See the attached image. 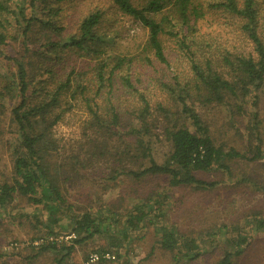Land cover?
<instances>
[{"label":"trees","instance_id":"1","mask_svg":"<svg viewBox=\"0 0 264 264\" xmlns=\"http://www.w3.org/2000/svg\"><path fill=\"white\" fill-rule=\"evenodd\" d=\"M112 2L144 38L117 41L101 7L68 28L58 15L72 0H0V144L11 157L0 176V216L34 230L28 253L13 248L0 259L74 264L77 247L97 239L92 252L116 256L101 264L127 263L134 247H145L139 264L193 263L214 231L190 235L171 222L173 191L210 190L219 181L200 174L211 172L264 190L258 175L238 179L234 168L264 169V0ZM232 30L243 40L231 43ZM211 107L245 125L243 144L217 141L205 119ZM75 118L78 135L60 136L57 127ZM160 142L169 149L163 161ZM84 182L124 191L106 202L73 190ZM248 220V229L229 230L215 264H237L251 234L264 231L259 212Z\"/></svg>","mask_w":264,"mask_h":264},{"label":"rangeland","instance_id":"2","mask_svg":"<svg viewBox=\"0 0 264 264\" xmlns=\"http://www.w3.org/2000/svg\"><path fill=\"white\" fill-rule=\"evenodd\" d=\"M72 1L73 3L66 4L58 15L59 23L67 25L68 28H72L75 25V19L73 20L74 17L81 15L89 9L101 7L106 11L109 17L108 20L111 23L107 22V27L111 26L110 28H115L117 30L119 35L117 41L123 44L125 38L145 37V32L139 23L117 12L112 0ZM212 17L214 19L217 16L214 15L211 16V18ZM218 28L219 25L217 29ZM238 33L237 30H232L230 34L231 43L236 44L238 40H243L237 37V35L239 36ZM224 37H226V34ZM252 111H254V109H252ZM259 112L262 119V126L264 127V100L260 103ZM205 119L209 123L214 137L218 142L228 138L241 144L244 143L243 141L247 134L246 127L243 124L239 125L235 121L231 123L229 111L226 107H211L206 113ZM78 125L79 122L76 118L69 122V124L62 123L57 127L58 134L63 137H76L79 131ZM168 151V145L165 142H160L155 149L156 159L158 161H163ZM10 166L11 157L9 149L5 144L3 146L0 144V176L3 177V174H8ZM234 168L236 174L235 178L240 179L242 175H245L244 172H246L249 176L258 175L259 179L264 180V169L260 164L250 162L247 166L246 164L238 162V165H235ZM200 176L218 180L219 183L216 187L204 191L192 189L191 187L175 189L173 191L172 204L170 205L167 217L171 222L176 223L182 231L190 235H197L203 232L206 233L209 230H211V232L214 231V235L212 238L207 236L205 240L208 247L205 250L204 256L193 263L173 262L172 264H215L216 258L222 252L223 247H225L223 240L233 226H240L244 230L245 227L248 229L250 227L248 215H250L252 211H257L264 217V190H260V188L255 187L251 183H242L241 181L228 178L219 172L202 173ZM237 181L238 183L236 184ZM146 184H144L145 188ZM259 184V186H261V183ZM73 190L78 192L86 191L88 194H93L94 197L100 196V198L106 202H110L124 191V185H120L109 191H104L97 185L84 182L75 186ZM128 198L129 201L133 199L132 196H128ZM126 201L128 202V200ZM10 214L17 215V212H10ZM4 218L5 215L2 214V216H0V252L9 253L14 248L15 251L21 250L24 254L28 253L29 248L25 249L24 247L29 245L30 238L34 236V230L31 228L32 223L30 224V222L26 220L21 221L12 216L7 217L5 220ZM225 225L227 227H223ZM218 228H221L220 232H215V229ZM8 229L18 238L19 243L18 241L17 243L12 242V238H10L7 232ZM251 237L250 244L246 247L242 255L235 259L237 264H264V231L253 232ZM62 238L68 239L69 236L61 235L60 239ZM148 238H150V236ZM39 242L40 241H36L34 244L37 245ZM100 242L101 241L96 239L95 241L89 242L87 245L77 247L71 262L74 264H85L89 255L93 253L92 250L98 247ZM134 248L136 249L135 252L130 254L129 261L125 264H139L140 258L145 255V247H143L142 250L136 247ZM48 259L49 257L46 258V260ZM122 261L124 263V257L110 264H119L122 263ZM16 263H18L17 259H0V264ZM154 263L155 262H143L142 264ZM165 264H167V262Z\"/></svg>","mask_w":264,"mask_h":264},{"label":"built area","instance_id":"3","mask_svg":"<svg viewBox=\"0 0 264 264\" xmlns=\"http://www.w3.org/2000/svg\"><path fill=\"white\" fill-rule=\"evenodd\" d=\"M115 255L111 254L109 252L103 253V254H99L96 252H93L89 255L88 259L86 260L85 264H101V260H114L115 259Z\"/></svg>","mask_w":264,"mask_h":264}]
</instances>
